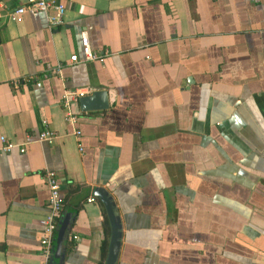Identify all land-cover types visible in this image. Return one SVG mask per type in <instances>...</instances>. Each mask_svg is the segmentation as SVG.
I'll return each instance as SVG.
<instances>
[{"label":"crops","instance_id":"crops-1","mask_svg":"<svg viewBox=\"0 0 264 264\" xmlns=\"http://www.w3.org/2000/svg\"><path fill=\"white\" fill-rule=\"evenodd\" d=\"M61 1L59 27L34 12L0 26V264H106L100 188L117 264H264V0ZM83 33L103 62L84 61ZM80 90L108 108L65 107ZM48 171L72 222L46 259Z\"/></svg>","mask_w":264,"mask_h":264},{"label":"built area","instance_id":"built-area-1","mask_svg":"<svg viewBox=\"0 0 264 264\" xmlns=\"http://www.w3.org/2000/svg\"><path fill=\"white\" fill-rule=\"evenodd\" d=\"M28 12L34 13H43L48 19L50 28H55L63 25L64 16L66 13V6L61 0H28L27 3L23 6H19L15 9L9 10L4 14H0V26L5 22L19 23L23 20V17ZM82 46L85 62H94V61H104V56H99L92 51L89 37L87 33L82 35ZM72 62H79V59L76 55L72 57ZM62 65L57 67V72L61 73ZM85 90H80L76 92H67L64 96V105L69 108L70 105L74 102L80 101L81 98L87 96ZM67 121L69 124H74L77 121V117L69 112L67 115ZM46 129L41 132L39 136V141L54 143L58 138V133L48 128V123L44 121ZM76 135H80V131L75 132ZM1 141L4 143V146L1 150L9 152L14 146L5 138H1ZM26 148H21V152L24 153ZM45 182L50 190V203H49V214L45 222V229L41 238V249L43 256L46 259H49L53 252V242L55 234L58 230L59 219L64 210V198L61 193V183L55 171H48L45 174ZM90 201H93L91 199Z\"/></svg>","mask_w":264,"mask_h":264},{"label":"water","instance_id":"water-1","mask_svg":"<svg viewBox=\"0 0 264 264\" xmlns=\"http://www.w3.org/2000/svg\"><path fill=\"white\" fill-rule=\"evenodd\" d=\"M79 103L83 112L104 110L108 108V94L105 91L94 92L89 96L81 98ZM95 195L99 197L106 206L112 228L106 264H117L121 249L122 230L116 204L114 199L104 189H97ZM71 222L72 217L71 214H69L64 217L58 226L53 242V249L57 254L63 251L64 242L71 231Z\"/></svg>","mask_w":264,"mask_h":264},{"label":"trees","instance_id":"trees-1","mask_svg":"<svg viewBox=\"0 0 264 264\" xmlns=\"http://www.w3.org/2000/svg\"><path fill=\"white\" fill-rule=\"evenodd\" d=\"M63 200H64V205H65V199H63ZM107 252H108V240H106V242H104V245H103V254H104L105 258L107 256Z\"/></svg>","mask_w":264,"mask_h":264}]
</instances>
